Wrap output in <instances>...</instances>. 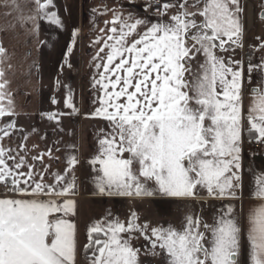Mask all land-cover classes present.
Returning <instances> with one entry per match:
<instances>
[{
  "label": "snow or ice",
  "instance_id": "6c2138e0",
  "mask_svg": "<svg viewBox=\"0 0 264 264\" xmlns=\"http://www.w3.org/2000/svg\"><path fill=\"white\" fill-rule=\"evenodd\" d=\"M26 4L25 13L21 0H0L3 14L16 21L9 28L30 26L36 34L41 20L63 28L53 0ZM106 11L112 19L92 43L93 116L107 122L87 161L95 194L223 203L213 206L210 222L201 208L179 227L141 224L136 213L126 221L109 214L87 227L86 264H141L138 239L160 264H264V170L248 169L247 210L238 213L233 203L243 201L245 132L264 145V76L245 109L243 63L221 55L243 47L241 0H169L155 22L132 11ZM8 61L0 45V119L17 114ZM254 71L264 73V60L249 62V82ZM65 106L76 112L70 95ZM15 131L12 120L0 126V264H77L71 173L79 160L71 155L63 172L51 171L43 164L45 156L53 159L51 149L29 158L26 144L5 146Z\"/></svg>",
  "mask_w": 264,
  "mask_h": 264
},
{
  "label": "crops",
  "instance_id": "0c3cea01",
  "mask_svg": "<svg viewBox=\"0 0 264 264\" xmlns=\"http://www.w3.org/2000/svg\"><path fill=\"white\" fill-rule=\"evenodd\" d=\"M69 1L70 0H53L54 8L52 11L57 12L63 23V28H56L47 21L41 20L38 22L39 29L36 34H33L29 30L30 26L29 28H22L19 26L9 28V25L16 23L15 18L14 16H5L3 14L4 10L0 9V45L7 49L9 56L8 62L12 66L11 71L8 72L7 78L11 81L10 89L14 94L15 111L17 113L15 116L7 117L3 120H13L15 117H20L23 118L25 122L24 127H26V124L31 125L34 119H37L40 123L44 121L43 117L39 118L40 115L46 114L42 108L40 89L41 86L48 85V82L46 80L43 82V76H41L42 67L40 65H42L44 61L42 48L44 46L47 49H49V47L51 48L47 50V57L51 51L55 52L56 49L58 53H63L65 55L63 60L65 70L61 75H58V78H60L59 82L63 86L72 85L74 87L73 102L76 103L77 123L74 131V146L67 145V147H63L62 150L65 154L73 148L71 151L72 155H75L79 160V164L76 166L74 172L71 173V175H76V195L72 197L76 202V208L75 216L72 217V219L77 225V238L80 245L77 264H82L83 259L81 258V250L84 245L82 244V239L83 237H87V232L83 230L81 217L83 209L82 202L83 200L94 199L97 196L104 197V195L95 194V189L90 182L92 175L91 167L87 163L88 159L96 151L97 133L101 128L107 125L106 121L93 116L95 107L97 106V103H95L97 94L92 88L93 75L96 71L92 66V57L97 51V48L92 47V43L97 37L102 35L99 30L105 27V21H110L112 19L111 11H106V9L123 11L125 15H127L129 11H132L138 17L148 18L153 22H155L158 15H152L150 13V0H132V2H130V0H72V4H70ZM247 1L253 5L250 0ZM21 4L26 13L28 11L26 0H21ZM70 5L73 7V13H70V10L68 11ZM241 6L244 9L243 0H241ZM93 9H96L95 13ZM261 15H264V12L262 13L261 10H259V19H261ZM241 22L244 28L243 13L241 15ZM262 24L263 25H260L258 36L251 40L250 45L243 42L245 37L243 34L242 48H237L234 53L230 51L228 53H221V55L225 56V58L231 56L235 60L242 61L244 69L248 66L245 60L247 56H255L257 59L256 65L260 64L261 61L264 60V51L259 50L260 45L264 43V21H262ZM73 32L76 33L74 42ZM70 46L72 47L71 53L68 52ZM45 76L48 77V75ZM261 76H264V73L254 71L251 77V85L256 87L257 81ZM242 89L244 94V106L246 109L250 93L247 94L245 92L244 81ZM30 127L27 128L29 136L35 132L36 136L43 139L40 132H37L35 129L34 131L30 130ZM21 129H23V127ZM30 138L32 139L33 137L31 136ZM243 140L245 143L250 140L247 132H245ZM22 143L26 144V140L22 139L19 143L10 142L7 146L10 144L11 147L18 148ZM26 146L29 150L27 153L29 158L32 156V153L40 151L47 152L49 150V146L46 142H39V139H37V142L30 141ZM54 149L56 148L53 146L52 150ZM58 153H60L59 150H57V155ZM38 154L39 153H37V155ZM243 154L242 174L243 177L247 178V183L244 184L243 201L241 203L244 210H247L250 203L249 187L252 180L248 169L252 168L257 171L264 170V145L260 144L258 148H254L247 144L244 147ZM48 159L49 158L45 156L43 164L52 165L51 171H64L66 160L53 159L52 162H49ZM29 163H32L30 159ZM36 164L39 170L41 166L40 161H36ZM110 198L124 200L141 199L119 196Z\"/></svg>",
  "mask_w": 264,
  "mask_h": 264
},
{
  "label": "rangeland",
  "instance_id": "374dc122",
  "mask_svg": "<svg viewBox=\"0 0 264 264\" xmlns=\"http://www.w3.org/2000/svg\"><path fill=\"white\" fill-rule=\"evenodd\" d=\"M250 1L253 5L249 6L250 4L249 2L243 3L245 4L243 14L245 15V10L249 8H251V13L253 14L251 15V22L249 23L251 26L247 31L248 36L247 34L244 35L245 37L243 39V42H246L247 45H250L251 40L255 39V37L258 36L260 25H263L262 20L258 18V12L259 10H261L262 13L264 12V0H250ZM69 2L70 4H72V0H70ZM69 10L70 13H73L72 5L69 6L68 11ZM247 15H249V10H247ZM244 22H245V17H244ZM49 43H50V38H49ZM49 49L51 48L49 47ZM49 49H47L45 46L42 48V54H43L42 56L44 61L42 62V65H40L42 67L41 76H43V82H45V80L48 82V85L46 86L43 85L41 86L40 89L42 108L44 109V112L46 114L40 115L39 118L43 117L44 121L40 123L37 119H34L31 125L26 124V127H24L25 122L23 118L20 117L13 118L12 121L15 122V128L17 129V131L12 133L10 140L8 138H5L3 142L5 146H7V144L10 142L19 143L22 141V139H25L26 136L27 137L26 144L28 145L30 141L37 142V139H39V142L45 141L46 144L49 146V149L52 150L53 146L56 148L52 150L53 159L66 160L69 156L72 155L71 151L73 150V148L71 151H68L65 154L62 148L67 147V145L74 146L73 140L75 138L74 131L77 123V113L76 112L73 113L72 108H68L65 106V100L69 98L70 95L72 104L75 107L76 103L73 102L74 87L72 85L63 86L59 82L60 78H58V75H61L65 70L64 67L65 64L63 63L65 55L63 53L62 54L58 53L56 49L55 52L51 51L47 57L46 54L48 53L47 50ZM247 57L251 58L253 56H247ZM254 60L257 63V59L255 58V56H254ZM247 64H249V61L247 62ZM247 67L245 68L244 71L243 81H244L245 92L249 94L251 90L250 88L255 86L251 85L252 78H251V82H249ZM45 75H48L49 78ZM53 100H55L56 103H53ZM51 113L59 114L58 120L49 121L47 119V114H51ZM0 120H1V126H3L5 120L3 119ZM22 127L23 129H21ZM29 127L30 130L34 131L35 129L37 132H40L43 139L39 138V136H36L35 132L31 135L33 137L31 139L30 138L31 136H29L27 130V128ZM252 140L254 139H251L248 142H246L244 147L247 144L251 146L250 142ZM243 149L244 148L242 145V150ZM57 150L60 151L58 155H57ZM40 152L32 153V155H37V153ZM241 156L243 163V156H244L243 152L241 153ZM53 159L51 160L48 159V160L49 162H52ZM74 176L76 177V175ZM243 183L244 184L247 183V178L243 177ZM221 203L223 202L217 200H208L206 203L202 204L201 202L196 200H185L181 198L163 197L160 195H156L153 197H145L139 200L116 199V198L106 197V195H104V197L97 196L94 199L83 200L82 202L83 209H82L81 217H82L84 232L85 231L87 232V227L91 223L101 220L102 218L108 216L109 214L111 215V217L119 218L121 221H126L127 218L131 216L132 213H136V216L138 217L137 222L141 224L149 223L151 226H160V225L167 226L169 224H172L179 227L181 221L183 220L186 214L190 212L199 213L201 211V208L203 209L204 219L210 222V216L214 210L213 206H219ZM233 203L236 206L237 212L240 213L242 208L241 200L233 201ZM86 241H87V237H83L82 244H85ZM133 244L137 247H141V255H140L141 264H160L159 257H155L151 254L150 251L145 250L144 246L146 245V242L143 241V239L134 240ZM82 264H86V261L84 259L82 260Z\"/></svg>",
  "mask_w": 264,
  "mask_h": 264
},
{
  "label": "built area",
  "instance_id": "2783aa9c",
  "mask_svg": "<svg viewBox=\"0 0 264 264\" xmlns=\"http://www.w3.org/2000/svg\"><path fill=\"white\" fill-rule=\"evenodd\" d=\"M169 2V0H150V4H149V11L152 15H158V8L163 4V3H167ZM244 2H246V0H244ZM248 10V9H247ZM247 10H246V15H245V29H244V33L247 32V29L249 28V22H248V15H247ZM249 61L252 63V64H255V60H254V57H251L249 59ZM251 145L255 148H258L259 147V143H257L255 140H252L251 142ZM242 145H244V141H242Z\"/></svg>",
  "mask_w": 264,
  "mask_h": 264
},
{
  "label": "bare ground",
  "instance_id": "6f19581e",
  "mask_svg": "<svg viewBox=\"0 0 264 264\" xmlns=\"http://www.w3.org/2000/svg\"><path fill=\"white\" fill-rule=\"evenodd\" d=\"M251 4H249V6H250ZM249 10V15H248V22L250 23L251 22V15H252V13H251V8H249L248 9ZM250 25V24H249ZM251 26V25H250Z\"/></svg>",
  "mask_w": 264,
  "mask_h": 264
},
{
  "label": "trees",
  "instance_id": "16d2710c",
  "mask_svg": "<svg viewBox=\"0 0 264 264\" xmlns=\"http://www.w3.org/2000/svg\"><path fill=\"white\" fill-rule=\"evenodd\" d=\"M81 258H82V259H85V258H84V254H83V250H81Z\"/></svg>",
  "mask_w": 264,
  "mask_h": 264
},
{
  "label": "flooded vegetation",
  "instance_id": "af4514ba",
  "mask_svg": "<svg viewBox=\"0 0 264 264\" xmlns=\"http://www.w3.org/2000/svg\"><path fill=\"white\" fill-rule=\"evenodd\" d=\"M3 191V188L2 187H0V192H2Z\"/></svg>",
  "mask_w": 264,
  "mask_h": 264
}]
</instances>
